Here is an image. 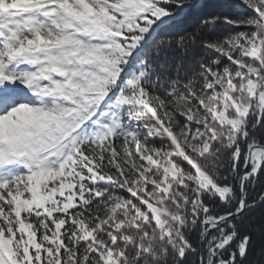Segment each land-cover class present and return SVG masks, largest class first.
<instances>
[{
	"label": "snow or ice",
	"instance_id": "1",
	"mask_svg": "<svg viewBox=\"0 0 264 264\" xmlns=\"http://www.w3.org/2000/svg\"><path fill=\"white\" fill-rule=\"evenodd\" d=\"M208 256L264 264V0H0V264Z\"/></svg>",
	"mask_w": 264,
	"mask_h": 264
},
{
	"label": "trees",
	"instance_id": "2",
	"mask_svg": "<svg viewBox=\"0 0 264 264\" xmlns=\"http://www.w3.org/2000/svg\"><path fill=\"white\" fill-rule=\"evenodd\" d=\"M251 195H253V193L252 192H249V196H251ZM194 243H195L196 248H197V255H199V251H198V241H196L195 238H194ZM191 258L193 259V261H195V256H193ZM207 258H208V264H211V257L208 256ZM262 259H264V257H262Z\"/></svg>",
	"mask_w": 264,
	"mask_h": 264
},
{
	"label": "water",
	"instance_id": "3",
	"mask_svg": "<svg viewBox=\"0 0 264 264\" xmlns=\"http://www.w3.org/2000/svg\"><path fill=\"white\" fill-rule=\"evenodd\" d=\"M198 251H199V253H200L201 251H204V249H202V247H201V245L199 244V242H198Z\"/></svg>",
	"mask_w": 264,
	"mask_h": 264
}]
</instances>
